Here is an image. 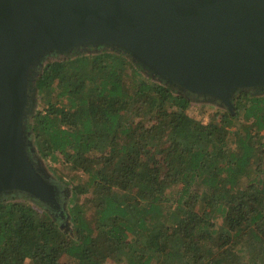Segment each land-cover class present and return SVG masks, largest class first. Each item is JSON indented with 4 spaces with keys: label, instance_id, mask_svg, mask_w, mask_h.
I'll list each match as a JSON object with an SVG mask.
<instances>
[{
    "label": "trees",
    "instance_id": "16d2710c",
    "mask_svg": "<svg viewBox=\"0 0 264 264\" xmlns=\"http://www.w3.org/2000/svg\"><path fill=\"white\" fill-rule=\"evenodd\" d=\"M58 56L27 130L59 205L0 196V264H264V89L214 111L124 49Z\"/></svg>",
    "mask_w": 264,
    "mask_h": 264
},
{
    "label": "water",
    "instance_id": "95a60500",
    "mask_svg": "<svg viewBox=\"0 0 264 264\" xmlns=\"http://www.w3.org/2000/svg\"><path fill=\"white\" fill-rule=\"evenodd\" d=\"M102 45L233 111L237 90L264 89V0H0V196L57 204L28 153L33 69Z\"/></svg>",
    "mask_w": 264,
    "mask_h": 264
},
{
    "label": "rangeland",
    "instance_id": "374dc122",
    "mask_svg": "<svg viewBox=\"0 0 264 264\" xmlns=\"http://www.w3.org/2000/svg\"><path fill=\"white\" fill-rule=\"evenodd\" d=\"M57 55H55V54H50V55H48L47 56V58L49 59V57L51 58V57H53V58H51L52 60H54V59H56V58H61L62 56H58V57H56ZM148 69V68H147ZM148 73H151V76L153 77V80H156L157 78H156V75H154V73L152 72V71H150L149 69H148ZM158 80V79H157ZM260 94V92H258V95ZM32 108H31V112H30V114H29V116H28V118H27V128H28V124H30L31 122H32V116L36 113V111H38L39 109H42L43 108V104H42V102H41V100L39 99V95H38V93L36 92V91H33L32 92ZM196 102H195V104L197 103V107L198 106H201V104H204V102L203 101H205V99H203V98H199V97H195V99H194ZM207 105V104H206ZM207 107L209 108V110H214V111H216V110H218V107H220L219 109H222L223 108V106L221 105V103H219V102H216V104H209V105H207ZM195 108H196V106H195ZM195 108H194V110H195ZM209 122V119L208 118H205V123H208ZM27 132H28V140H29V142L32 144V138H31V133L27 130ZM32 160H33V162L36 164V166L38 167L39 165H40V163H41V165H40V167L42 168L44 165H47L48 166V164H51L52 162L50 161V160H44V159H42V158H40L38 155H35L33 158H32ZM51 176L54 178V179H57L60 175L58 174V173H56V172H51ZM50 176V177H51ZM54 186L56 187V185L54 184ZM62 193H64V192H62ZM65 195V194H64ZM61 203L64 205V207L63 206H61L60 205V207L62 208V212L64 213L65 212V210H67V213L69 212V210H70V205H69V202H68V200H67V198H64V199H62L61 200ZM60 203V204H61ZM65 203V204H64ZM56 205H59V204H56ZM59 208V207H58ZM61 212V213H62ZM60 213V214H61ZM65 214H66V212H65ZM64 225H67L68 226V224H67V221L65 222V224Z\"/></svg>",
    "mask_w": 264,
    "mask_h": 264
}]
</instances>
